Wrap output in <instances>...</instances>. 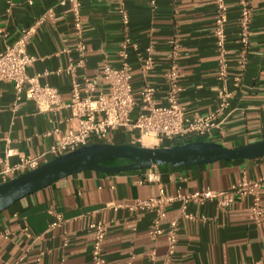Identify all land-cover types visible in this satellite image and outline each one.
I'll return each mask as SVG.
<instances>
[{
	"label": "crops",
	"instance_id": "0c3cea01",
	"mask_svg": "<svg viewBox=\"0 0 264 264\" xmlns=\"http://www.w3.org/2000/svg\"><path fill=\"white\" fill-rule=\"evenodd\" d=\"M61 1L0 0V52L14 43L24 29L34 26L48 9H53V17L36 24L28 40L27 50L35 60L27 67V74L39 75L41 83L58 88L63 100L69 102L73 77L66 69L71 60L77 63L83 58V66L75 71L76 79L82 83V95H85L84 77L94 82L93 94L107 93L109 85L101 71L106 65L120 67V50L125 39L119 13L121 0H81L84 55L76 48L78 37L74 33L71 5ZM249 1L252 23L246 67L235 87L233 79L239 73V2L226 0L228 77L233 94L227 117L219 127L200 137L165 138L161 143L150 145L144 139L136 141L137 129L127 132L119 128L100 142L169 147L205 140L239 147L264 139V0ZM125 3L132 41L127 47V60L132 67L135 98L139 100L141 90L148 83L157 89L155 99L166 102L167 83L163 74L169 67L170 40L177 38L181 75L178 99L184 115L192 118L196 114L212 113L218 105L220 86L214 0H176L175 3L125 0ZM148 48L154 66L146 70L143 62ZM0 91V172L23 157L46 153L74 124L69 107L41 112L32 99L23 97L16 103L12 83L0 82ZM137 110L138 107L133 115ZM53 157L48 154L45 161ZM150 171L158 174L159 181L140 183ZM261 175H264V156L181 167L162 164L144 170L117 173L88 170L73 174L22 198L0 213V264H93L94 229L90 224L99 220L109 227L104 241L105 264H150L152 250L156 252V264H161L166 257L167 240L165 234L151 235L153 213L130 210L124 203L155 197L161 191L177 196L207 188L226 190L243 178L253 180ZM0 183H3L1 174ZM260 194L263 215L259 222L251 215L250 195L236 196L227 209L213 201L190 203L188 211L204 216L205 220H180L178 244L170 264H249L261 258L264 189ZM180 207L178 199L167 206L163 228L178 216ZM51 209L61 215V225L51 227L55 220ZM26 227L29 235L24 230Z\"/></svg>",
	"mask_w": 264,
	"mask_h": 264
},
{
	"label": "built area",
	"instance_id": "2783aa9c",
	"mask_svg": "<svg viewBox=\"0 0 264 264\" xmlns=\"http://www.w3.org/2000/svg\"><path fill=\"white\" fill-rule=\"evenodd\" d=\"M171 1L175 3L176 0ZM30 2L32 3V1ZM238 2L240 49L237 54L239 73L233 79V85L235 87L239 85L246 67L252 23L250 1L238 0ZM60 3H69L71 5L74 17V33L78 37L76 48L84 55L86 52V44L83 39L82 1L62 0ZM214 4V37L219 55L218 79L220 86L218 89V105L209 115L201 116L196 114L192 118L185 117L184 108L180 105L178 99L181 75L177 60L180 47L177 38L170 40V51L168 53L169 67L163 74L167 83V89L165 91L166 102L164 103L155 99L157 89L148 83L141 90L139 100L135 98L132 85V67L127 60V47L132 41L128 32L130 17L125 0H121L119 5V13L125 29V39L120 50L121 65L117 68L106 65L101 71V76L109 85L107 93L93 94L96 90L94 82L90 78L84 77L83 86L85 95H82L80 91L82 83L76 79L75 71L78 66H83V58L77 63L71 60L66 69L73 77L72 97L69 102L63 100L58 88L48 83H41L39 75L29 76L26 69L34 62L35 57L27 50L28 40L31 38L36 24L53 17V9H48L34 26L29 29H24L14 43L8 45L0 52V82H10L13 84L16 93V103L23 97L32 99L41 112H54L62 107H69L72 111L71 119L74 120V124L60 138L58 143L52 145L46 153L35 157H23L18 163L7 166L0 172L3 177V182L48 161H45V157L48 154L57 157L84 146L100 142L110 132L119 128L127 132L137 129L139 131V137L136 139L137 142H143L144 137H150L156 143H161L165 138L174 139L187 135L200 137L208 133L213 127H219L227 117L229 100L233 91L229 88L228 48L226 42L229 8L226 0H214ZM134 45L136 46V44ZM147 50L148 54L143 62V68L149 70L154 66V58L150 54L151 49L148 48ZM27 83L28 86L26 87L25 85ZM1 95L0 91V100ZM136 107H138V110L133 115ZM147 181H159L158 174L150 171L139 180L140 183ZM262 189H264V175L253 180L243 178L233 183L226 190L207 188L177 196L167 195L161 191L158 196L139 199L132 204L124 203V206H127L130 210H147L153 213L151 235L158 237L165 234L167 252L165 260L161 264H170L178 244L180 220H205L204 216H196L188 211V205L190 203L203 204L206 201H213L218 207L227 209L235 201L236 196L244 197L250 195L252 197L251 215L259 222L263 215L260 194V190ZM176 199L181 201L178 216L169 222L167 228H163L162 224L167 218V206ZM50 213L55 217L51 227L61 225V215L52 209ZM90 227L94 229L92 262L93 264H105L103 255L104 241L109 227L105 222L100 220L91 223ZM24 230L28 235L30 234L27 227ZM5 234H9V232L5 231ZM39 260L40 258H38ZM129 264H132V262H129ZM150 264H156L155 250H152L150 253ZM249 264H264V254L261 258Z\"/></svg>",
	"mask_w": 264,
	"mask_h": 264
},
{
	"label": "water",
	"instance_id": "95a60500",
	"mask_svg": "<svg viewBox=\"0 0 264 264\" xmlns=\"http://www.w3.org/2000/svg\"><path fill=\"white\" fill-rule=\"evenodd\" d=\"M264 156V139L239 147L196 140L169 147H149L132 143L97 142L54 157L38 167L0 183V213L22 198L58 180L83 171L117 173L150 169L155 165L191 166L216 161L257 159ZM120 160L119 164L108 161Z\"/></svg>",
	"mask_w": 264,
	"mask_h": 264
},
{
	"label": "bare ground",
	"instance_id": "6f19581e",
	"mask_svg": "<svg viewBox=\"0 0 264 264\" xmlns=\"http://www.w3.org/2000/svg\"><path fill=\"white\" fill-rule=\"evenodd\" d=\"M149 139H152L153 141L149 140ZM144 140H145V143L146 144H152L154 143L155 144V140L153 138H150V137H144Z\"/></svg>",
	"mask_w": 264,
	"mask_h": 264
},
{
	"label": "trees",
	"instance_id": "16d2710c",
	"mask_svg": "<svg viewBox=\"0 0 264 264\" xmlns=\"http://www.w3.org/2000/svg\"><path fill=\"white\" fill-rule=\"evenodd\" d=\"M120 162V160H112V161H108L107 163L108 164H113V163H119Z\"/></svg>",
	"mask_w": 264,
	"mask_h": 264
}]
</instances>
